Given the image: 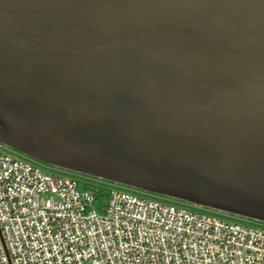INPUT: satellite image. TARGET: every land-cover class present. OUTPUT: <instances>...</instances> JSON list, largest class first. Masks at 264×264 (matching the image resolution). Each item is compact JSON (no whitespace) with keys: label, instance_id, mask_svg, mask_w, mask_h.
Returning a JSON list of instances; mask_svg holds the SVG:
<instances>
[{"label":"water","instance_id":"1","mask_svg":"<svg viewBox=\"0 0 264 264\" xmlns=\"http://www.w3.org/2000/svg\"><path fill=\"white\" fill-rule=\"evenodd\" d=\"M0 144L264 223V0H0Z\"/></svg>","mask_w":264,"mask_h":264},{"label":"built area","instance_id":"2","mask_svg":"<svg viewBox=\"0 0 264 264\" xmlns=\"http://www.w3.org/2000/svg\"><path fill=\"white\" fill-rule=\"evenodd\" d=\"M101 199L0 151V264H264V230L117 190Z\"/></svg>","mask_w":264,"mask_h":264},{"label":"rangeland","instance_id":"3","mask_svg":"<svg viewBox=\"0 0 264 264\" xmlns=\"http://www.w3.org/2000/svg\"><path fill=\"white\" fill-rule=\"evenodd\" d=\"M0 151L13 158L21 159L25 162L30 163L31 165L38 167L39 169H41L44 173L48 175L74 179L78 183L79 190H82L85 187L89 186L90 188H93L94 190L100 191L102 193V199L100 200V202L102 203L105 201V196L109 191L117 190V191L129 193L132 195H136L141 198L154 200V201L161 202L163 204L182 208V209H185L187 211H190L192 213H196L199 215L215 217L227 223H234V224L242 225V226L253 228V229L264 230V223L257 222L251 219L242 218V217L234 216L231 214H226L223 212H218V211L210 210L207 208L197 207V206H194L192 204H188L182 201L169 199L163 196H158V195L150 194L147 192H142L140 190H136L130 187L122 186L119 184H114L112 182H108L104 180H98L96 178H92L86 175L77 174L74 172H70L67 170L49 166L44 163L38 162L32 158H29L28 156H25L21 154L20 152H17L15 150H12L4 146H1ZM41 200H43V197H41Z\"/></svg>","mask_w":264,"mask_h":264},{"label":"trees","instance_id":"4","mask_svg":"<svg viewBox=\"0 0 264 264\" xmlns=\"http://www.w3.org/2000/svg\"><path fill=\"white\" fill-rule=\"evenodd\" d=\"M88 188H90L89 186H87ZM93 189V188H92ZM94 190V189H93ZM96 191V195H97V198H102V193L98 190H95Z\"/></svg>","mask_w":264,"mask_h":264}]
</instances>
